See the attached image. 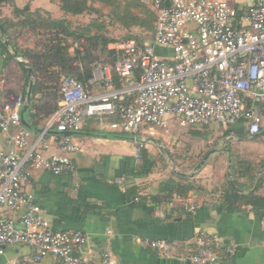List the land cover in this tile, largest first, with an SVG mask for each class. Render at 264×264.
<instances>
[{
    "label": "built area",
    "instance_id": "built-area-1",
    "mask_svg": "<svg viewBox=\"0 0 264 264\" xmlns=\"http://www.w3.org/2000/svg\"><path fill=\"white\" fill-rule=\"evenodd\" d=\"M141 1L155 15L152 40L117 41L113 60L94 61L86 82L62 75L56 108L37 133L21 122L22 92L9 99L6 77L0 74V133L14 146L10 151L0 148V211L13 213L0 216V255L8 246L26 244L34 252L18 264H37L48 255L59 264H91L75 253L85 243L84 235L53 229L33 195L23 190L34 170L76 174L71 154L80 147L68 134L80 130L86 117L101 124L110 117V129L131 132L134 139L143 126L168 130L170 121L180 126L244 121L249 135L264 128V0L241 9L235 0ZM46 35L63 37L55 30ZM157 47L170 49V54H160ZM95 85L101 86L97 92L92 91ZM51 129L60 132L55 138L59 152L46 155ZM188 209L194 211L195 204ZM148 244L160 256L171 249L163 239ZM236 249L235 242L224 244L216 232L200 229L186 264H215ZM101 264L119 263L103 250Z\"/></svg>",
    "mask_w": 264,
    "mask_h": 264
},
{
    "label": "crops",
    "instance_id": "crops-1",
    "mask_svg": "<svg viewBox=\"0 0 264 264\" xmlns=\"http://www.w3.org/2000/svg\"><path fill=\"white\" fill-rule=\"evenodd\" d=\"M253 1L235 0V6L246 8ZM13 7L40 9L56 18L63 14L56 0H12L11 5L0 7V15L13 16ZM156 49L170 54V49ZM0 74L6 77L9 99L24 90L26 72L18 57H10L1 48ZM100 89V85L92 86L94 92ZM25 119L29 123L26 111ZM108 121L110 117L104 124L86 117L80 130L69 132L71 141L80 147L71 154L76 174L34 170L23 187L53 229L84 235L85 243L75 248L77 255L87 257L91 264H101L103 250L119 264H186L196 233L206 229L216 232L224 244H237L232 257L215 264H264V128L249 135L244 121L232 126L216 122L180 126L170 121L168 130L143 126L135 139L131 132H126L130 138L125 139L109 135L122 132L110 129ZM29 130L35 134L38 128ZM208 132L214 142L207 140ZM146 133L153 136L145 137ZM59 135L55 129L48 132L46 155L59 152L55 140ZM190 137L200 138L203 144H195ZM0 148L14 149L2 133ZM179 175L188 177L192 189L184 196L172 191L163 200L171 185L167 181L179 180ZM191 204H195L194 211L188 209ZM12 214L0 211V216ZM155 239L170 243L167 255L160 256L149 246ZM33 252L26 244L8 246L0 264H18ZM37 264L59 261L48 255Z\"/></svg>",
    "mask_w": 264,
    "mask_h": 264
},
{
    "label": "trees",
    "instance_id": "trees-1",
    "mask_svg": "<svg viewBox=\"0 0 264 264\" xmlns=\"http://www.w3.org/2000/svg\"><path fill=\"white\" fill-rule=\"evenodd\" d=\"M56 1L62 11L72 15H78L85 11L89 13L93 10L90 3L97 2L103 6L109 3V0ZM134 1H136L137 11L133 12L132 22L151 30L150 40H152L155 21L154 12L141 0ZM7 3L11 5L12 0H0V7ZM129 5L128 3L123 8V13L128 11L127 7ZM12 11L13 16L11 17L0 15V26L4 28L6 33L5 36L0 33V48L2 52H7L10 57L16 56L23 59L21 63L19 62L22 70L26 72L25 88L22 90V94L25 98L27 88L31 83L30 104L26 110V115L32 128H39L56 108L57 99L59 98L58 82L62 75H69L86 82L91 73L90 65L94 61L111 62L113 60V45L117 41L135 39L139 43L144 42L143 38H137L135 35H128L116 40L115 38L108 39L98 33H91V27L94 25L92 22L72 29L65 16L52 18L48 12L40 9L30 11L28 7L22 9L13 7ZM119 20L122 21V17H119ZM17 26L18 29L28 27L31 31L35 28L43 30V36L39 38L40 48H36L35 45L34 48H19V45L13 40V33L16 30L10 31L12 27ZM51 30L63 34V37L60 39L58 37L48 38L46 34ZM79 47L82 49L80 50ZM240 123L241 121L237 122L238 125ZM109 135L111 137L130 138V133L126 132L110 133ZM142 150L140 148V152ZM167 182L171 185L168 194H163V200L169 199L172 191L179 196H184L188 190L192 189V183L188 180V177L181 175H179V180L170 179ZM153 198L160 200L158 197Z\"/></svg>",
    "mask_w": 264,
    "mask_h": 264
},
{
    "label": "rangeland",
    "instance_id": "rangeland-1",
    "mask_svg": "<svg viewBox=\"0 0 264 264\" xmlns=\"http://www.w3.org/2000/svg\"><path fill=\"white\" fill-rule=\"evenodd\" d=\"M128 3L130 4L127 7L128 11L123 13L122 10ZM90 4L93 10H91L89 13H86L85 11L78 15H72L69 13H65L63 11V14L57 18H61L65 16L66 20L70 22V27L72 29L73 28L76 29V27L78 26H85L89 22H92L94 25L91 27V33L101 34L102 36H105L108 39L115 38L116 40H118L128 35L129 36L135 35V37L137 38H143L144 39L143 41L145 42L150 40L152 31L142 26L135 25L132 22L133 12L137 11L136 1L109 0V3L106 6H103L102 4L97 2ZM95 9H97V11H95ZM119 17H122V21L119 20ZM52 18H56V17H52ZM18 28H19L18 26L12 27L10 31L13 32V30H16V32L13 33V40L15 41L16 44L19 45V48H34V45L36 46V48H40L39 38L40 36H43L42 35L43 30H40L39 28L37 29L35 28L33 31H31L30 28L28 27L22 29H18ZM69 40H71V38H69ZM154 127L156 128L157 126ZM143 130L144 129H141V131ZM150 134L152 133H146V135L144 136L145 137L147 135L153 136ZM206 138H208L207 140L210 139L211 142H214L212 140V135H210L209 132L206 134ZM190 140L194 141L195 144H197V142L200 143L201 145L203 144L200 138H197V140H195L194 138L190 137ZM213 144L214 143L208 144L206 146H202V148L203 147L205 148L204 149L201 148L200 152L207 151L210 145ZM206 147L208 148L206 149ZM182 150L185 151L186 148L183 146Z\"/></svg>",
    "mask_w": 264,
    "mask_h": 264
},
{
    "label": "water",
    "instance_id": "water-1",
    "mask_svg": "<svg viewBox=\"0 0 264 264\" xmlns=\"http://www.w3.org/2000/svg\"><path fill=\"white\" fill-rule=\"evenodd\" d=\"M166 3H168V1H166ZM0 33H1L3 36L6 35L4 28L1 27V26H0ZM18 61H19L20 63L22 62V60H20L19 58H18ZM30 91H31V83H30V86H29V89H28V92H27L26 101H25L23 107H22L21 110H20V116H21V122H22V124H23L26 128H28V129H33V128L31 127V125L27 122V120L25 119V111L27 110V108H28V106H29V104H30ZM38 130H39V128H38ZM202 162H203V161H202ZM202 162H201V163H202ZM201 163H200V164H201Z\"/></svg>",
    "mask_w": 264,
    "mask_h": 264
}]
</instances>
